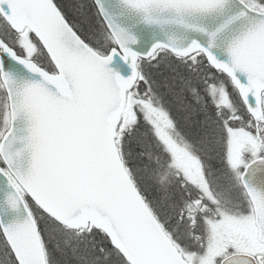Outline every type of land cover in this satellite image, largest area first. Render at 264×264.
I'll list each match as a JSON object with an SVG mask.
<instances>
[{
    "label": "snow or ice",
    "instance_id": "6c2138e0",
    "mask_svg": "<svg viewBox=\"0 0 264 264\" xmlns=\"http://www.w3.org/2000/svg\"><path fill=\"white\" fill-rule=\"evenodd\" d=\"M0 264H264V0H0Z\"/></svg>",
    "mask_w": 264,
    "mask_h": 264
}]
</instances>
